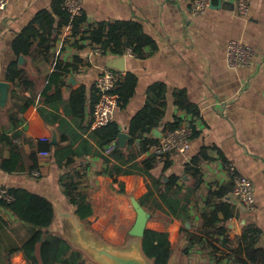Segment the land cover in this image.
I'll return each mask as SVG.
<instances>
[{
	"label": "crops",
	"instance_id": "crops-1",
	"mask_svg": "<svg viewBox=\"0 0 264 264\" xmlns=\"http://www.w3.org/2000/svg\"><path fill=\"white\" fill-rule=\"evenodd\" d=\"M81 1L83 32L98 23L133 21L156 42L157 49L145 47L142 57L125 53L98 55L94 53L97 46L91 44L87 34L83 38L70 35L61 42L66 26L56 27V16L52 57L45 59L42 48L30 55L16 56L12 49L15 38L38 12L53 13L54 0H9L0 10V82L10 86L8 100L0 107V188L27 190L50 201L54 220L48 231L71 246V221L81 227L82 233H96L114 244L129 236L136 216L130 201H138L147 192L150 180L144 175L118 173L116 168L127 166L99 150V136L91 127L94 84L102 71L109 69L110 60L124 57L123 71L112 69L120 74L117 88H124L127 76L134 78V88L130 98L114 110L111 122L117 125L119 134L128 135L126 143L132 138V120L146 107L151 109L143 115V121L154 123L149 133L142 134L148 140L160 139L176 122L190 123L194 128L187 152L156 158L150 171L156 179L175 175L178 186L192 191L188 202L182 201L188 203L192 220L168 218L157 211L147 221L146 229L168 234L172 249L169 264H241L235 262L236 258H243L235 238L246 225L259 230V246L264 248V0H251L246 17L236 13L233 0H212L213 6L199 18L190 16L191 0ZM231 40L254 50L249 68L233 71L227 67L225 51ZM30 41L37 46L39 39ZM57 58L71 68L58 82H50ZM14 61L30 87L23 88L17 79L12 82L7 78V68ZM79 88L84 89L83 102L74 98L73 93ZM179 98L194 112L180 110L176 105ZM152 109L163 111L162 115L152 116ZM135 137L130 154L138 153L135 143L140 138ZM42 138H47L53 147L49 159L40 163L47 173L36 178L29 173L30 157ZM126 143L123 148L118 147L123 152L128 150ZM55 150L59 152L57 157ZM68 157L72 163L66 166ZM152 157L148 149L137 154L133 164L142 166L144 160ZM193 158H197L195 164ZM165 163L169 164L163 171ZM226 163H232L253 184L255 210L245 211L229 191L222 202L234 209L235 216L226 223L227 232L210 241L213 248L195 245L185 254L187 240L182 231H198L207 194L222 187L231 189ZM194 170L198 172L195 174ZM70 173L80 183L79 188L90 193L92 215L87 219L88 225L74 216L64 199L59 178ZM197 179L200 184L196 187ZM32 231L30 225L0 207V264H28L16 249Z\"/></svg>",
	"mask_w": 264,
	"mask_h": 264
},
{
	"label": "trees",
	"instance_id": "trees-1",
	"mask_svg": "<svg viewBox=\"0 0 264 264\" xmlns=\"http://www.w3.org/2000/svg\"><path fill=\"white\" fill-rule=\"evenodd\" d=\"M64 0H54L53 13L47 11L38 12L29 24L18 34L12 43V49L16 56L21 53L30 55L33 50L42 48L44 58L49 60L52 57L51 49L55 43V36H52L53 30L56 27H63L69 23L68 15L61 9ZM58 17V22L55 27L54 20ZM85 23V16L82 15L72 21L71 35L87 34V38L91 44L101 48L103 54L110 53L114 55H122L127 49H130L135 57L144 56L143 49L150 47L154 51L157 49L156 42L142 31L139 23L133 21H120L114 23H98L93 29L83 32L81 26ZM39 39L38 45L34 46L31 39ZM70 65H63L61 61L56 59V72L51 75V81L58 82L59 78L67 74ZM7 78L14 82L17 79V84L23 88H28L29 82L26 75L22 74L21 70H17V62H12L7 68ZM120 82V81H119ZM61 84V83H60ZM118 85V84H117ZM134 78L127 76L126 85L123 89L117 88L114 93L120 97L121 104L126 102L133 93ZM59 91V90H58ZM79 101H84V89L79 88L74 93ZM95 101L91 105V114L94 104L97 102L96 90ZM59 99V92L57 93ZM80 102V103H82ZM176 105L180 110L186 113H193L189 104L182 99L176 100ZM146 107L139 112L132 123L130 124V135L132 138L128 141L127 151H121L115 143L119 135V129L116 124L110 122L106 127L95 129V133L99 136L98 147L103 152L108 146H114L111 155L122 162V166L126 165L125 169L116 168L118 173L124 175L139 174L146 176L151 185L147 186V192L142 195L138 202L139 204L150 213V219L155 216L158 211L168 218L183 219L191 221L192 218L189 214L188 202L190 193L183 189L184 186H178L179 178L175 175L169 176L166 180L163 175L159 178H154L150 171L154 168L157 156L153 155L152 158L144 160L141 165L133 164L136 155L146 152L151 145H154L158 140H148L142 137V134L149 133L154 123L143 121V115H147L148 110ZM163 111L159 109H152L151 115L159 118ZM183 123L176 122L168 130L175 129ZM165 131V132H166ZM135 136L140 138V149L136 154H130L129 148L134 144ZM53 146L49 141H40L37 144V150L31 155L30 160L32 166L30 172L39 171V178L45 176L47 169L40 168V163L49 158L41 157L39 154L43 151L50 152ZM67 149H62L65 151ZM51 153V152H50ZM58 151H54V156L57 157ZM63 154V153H62ZM67 155V154H65ZM103 160L106 158L99 154ZM202 159H206L202 153ZM193 164L197 162V158L192 159ZM72 163L71 158L68 157L66 166ZM163 166V171L166 170L167 165ZM2 167L7 168L2 164ZM195 174L198 172L194 170ZM194 174V175H195ZM74 174H65L60 176L59 183L62 188L64 199L72 210L77 219L88 225L87 219L92 215V204L90 201V193L79 188L80 183L74 179ZM200 184V180L195 181V186ZM231 187V186H230ZM231 191L230 188L222 187L217 191H210L204 201L205 210L201 211L200 218L201 224L196 233L190 231H182L186 233L187 245L184 253L193 248L195 245H207L213 248L211 240H216L218 237L223 236L227 232L226 223L234 218L235 211L230 205L225 204L222 200L226 197L227 193ZM13 197V201L9 204H4L0 201V206L10 211L19 221L30 225L33 228L30 237L22 244L16 251L23 254L24 259L28 264H94L89 262L79 249L71 246L62 237L52 234L48 231L54 220V206L46 198L37 194L28 192L27 190H9ZM124 192V189L121 190ZM149 205V206H147ZM236 241L239 242L241 248V256L243 258H236L235 262L241 264H254L264 262V248L259 246L260 232L258 229L251 225H246L243 232L237 236ZM242 244V245H241ZM141 249L144 256L152 261L153 264H168L172 249L166 232H159L155 230L146 229L141 238Z\"/></svg>",
	"mask_w": 264,
	"mask_h": 264
},
{
	"label": "built area",
	"instance_id": "built-area-1",
	"mask_svg": "<svg viewBox=\"0 0 264 264\" xmlns=\"http://www.w3.org/2000/svg\"><path fill=\"white\" fill-rule=\"evenodd\" d=\"M9 0H0V10L3 9ZM251 0H233L236 13L239 16L246 17L250 9ZM212 0H191L190 16L192 18H199L209 9ZM61 9L68 15L69 23L64 28L63 38L71 35L72 21L83 15V4L81 0H64ZM95 54L102 55L103 50L96 47ZM125 55L134 56L130 49L125 51ZM255 55L254 50L236 40H231L226 46L225 60L226 65L230 70L237 71L241 68H249L251 61ZM120 81V74L117 72L105 69L97 78L94 87L97 95V102L92 109L91 127L99 129L106 127L112 121L114 110L121 104L120 97L114 92L117 84ZM193 125L190 123H183L179 127L166 131L158 142L149 147L152 155L165 157L173 153L183 154L190 148V141L193 135ZM40 141H49L47 138H42ZM135 146L140 149L139 143ZM114 149V146H108L103 154L109 156ZM41 157L49 158L50 152L43 151L39 154ZM226 170L231 178V193L232 196L239 202L245 211L252 213L255 210L254 187L251 181L245 176L238 173L236 167L232 163H226ZM33 177L40 176L39 171L31 173ZM0 201L4 204H9L13 201V197L9 190L5 187L0 188ZM1 207V206H0ZM254 264H264L258 262Z\"/></svg>",
	"mask_w": 264,
	"mask_h": 264
},
{
	"label": "water",
	"instance_id": "water-1",
	"mask_svg": "<svg viewBox=\"0 0 264 264\" xmlns=\"http://www.w3.org/2000/svg\"><path fill=\"white\" fill-rule=\"evenodd\" d=\"M213 5L211 4V7ZM21 61V58L19 59ZM124 57H120L114 60H110L107 64L109 69L117 71H123ZM9 85L4 82H0V107H4L8 100ZM128 135L120 133L118 135L115 146L123 148L125 146ZM127 144V143H126ZM131 205L135 212V221L129 230L128 234L132 238L139 240L138 245L130 249H118L112 246H108L93 240L92 235H86L82 233L81 227L71 221L72 226V239H75L77 245L76 249L88 254L97 264H153L148 260L141 249V238L146 230V223L150 219V213L146 211L139 202L132 198ZM235 225V221H232ZM236 229V227H235ZM169 264V263H168Z\"/></svg>",
	"mask_w": 264,
	"mask_h": 264
},
{
	"label": "rangeland",
	"instance_id": "rangeland-1",
	"mask_svg": "<svg viewBox=\"0 0 264 264\" xmlns=\"http://www.w3.org/2000/svg\"><path fill=\"white\" fill-rule=\"evenodd\" d=\"M136 198H137V197H136ZM130 202H131V201H130ZM128 206H129V210H130L131 213H132V210H131V207H130L129 204H128ZM123 231H124V229H122V232H123ZM92 234L94 235V236H93V240H95V241H97V242H100V243H102V244L108 245V246H112V247H114V248H118V249H130V248H132V247H135V246L138 245V243H139V240L136 239V238H132V237H129V236H127V237L124 236V241H123L122 243L114 244V243L110 242L109 240L102 239V238L96 236V235H95L96 233H92ZM71 241H72V245H73V247L77 248V245H76V243H75V239H72V238H71ZM83 255L86 257V259L89 260V262L94 263V264H97V263H95V262L93 261V259H92L88 254H86V253L83 252Z\"/></svg>",
	"mask_w": 264,
	"mask_h": 264
},
{
	"label": "bare ground",
	"instance_id": "bare-ground-1",
	"mask_svg": "<svg viewBox=\"0 0 264 264\" xmlns=\"http://www.w3.org/2000/svg\"><path fill=\"white\" fill-rule=\"evenodd\" d=\"M211 3H212V2H211ZM210 6H211V4H210ZM94 88H95V87H94ZM112 93H114V92L112 91ZM96 96H97V95H96ZM97 99H98V98H97ZM94 105H95V104H94ZM161 137H162V136H161ZM157 158H158V157H157ZM101 224H102V223H101ZM101 224H100V225H101ZM97 229H98V228H97ZM108 229H109V227H108ZM106 231H107V230H106ZM108 232H110V231H107V233H108ZM112 235H116V234H112ZM105 236H106V235H105ZM110 237H112V236H110Z\"/></svg>",
	"mask_w": 264,
	"mask_h": 264
}]
</instances>
